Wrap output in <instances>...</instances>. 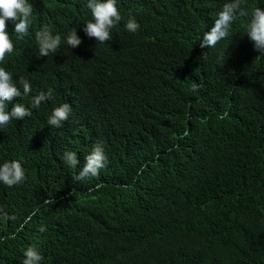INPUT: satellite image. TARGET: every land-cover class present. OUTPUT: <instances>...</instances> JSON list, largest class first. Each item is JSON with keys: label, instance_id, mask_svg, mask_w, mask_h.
<instances>
[{"label": "trees", "instance_id": "16d2710c", "mask_svg": "<svg viewBox=\"0 0 264 264\" xmlns=\"http://www.w3.org/2000/svg\"><path fill=\"white\" fill-rule=\"evenodd\" d=\"M29 2V34L8 23L15 48L0 67L22 93L12 106L52 96L0 126V165L26 173L0 183V264H23L29 247L41 264H264V55L246 35L264 0H242L248 15L208 49L199 43L228 0H117L122 20L103 44L82 31L87 0ZM46 26L61 46L39 57ZM63 103L72 114L50 126ZM97 142L106 166L74 179Z\"/></svg>", "mask_w": 264, "mask_h": 264}, {"label": "clouds", "instance_id": "9594fccd", "mask_svg": "<svg viewBox=\"0 0 264 264\" xmlns=\"http://www.w3.org/2000/svg\"><path fill=\"white\" fill-rule=\"evenodd\" d=\"M87 8L90 9L92 20L84 24L82 31L88 38L95 39L98 43H106L112 39V29L122 20L117 7V0H87ZM248 13L243 7L242 0H228L224 4L212 26L203 34L199 43L202 49L214 48L221 40L228 38L231 27L238 16H246ZM33 5L29 0H0V64L6 57L13 53L15 45L8 31V23L14 24V32L19 38L29 34L32 25ZM125 28L131 33H136L140 25L134 17H130ZM254 50L259 55H264V9L256 7L251 13V19L247 25V33ZM66 43L72 48L79 47L82 43L81 37L77 34L76 28L67 34ZM39 57H47L54 54L61 46V35L53 34L50 27H43L36 33ZM23 94L31 92V85L28 80L21 78ZM199 85L195 82L192 89L195 91ZM20 88L13 80L11 72L0 67V126H6L13 120H24L32 115V108H38L42 101L51 99L52 93L41 92L32 100L31 108L23 103L10 104L16 98L21 97ZM72 114V107L69 103H63L55 107L48 118V124L52 127H62ZM227 115V114H225ZM64 162L72 168L77 167L80 161L77 154L66 151L63 154ZM107 157L102 143L97 142L90 154L84 159V164L76 180H85L89 177H97L100 170L106 166ZM26 180V173L22 164L13 160L0 165V183L9 187L19 185ZM13 239L15 237H12ZM23 264H41L43 256L34 248L29 247L24 252Z\"/></svg>", "mask_w": 264, "mask_h": 264}]
</instances>
